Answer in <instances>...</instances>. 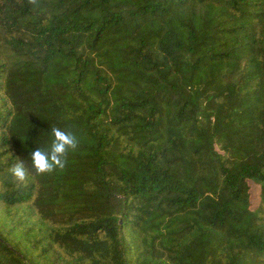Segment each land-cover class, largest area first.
Segmentation results:
<instances>
[{"label": "trees", "instance_id": "16d2710c", "mask_svg": "<svg viewBox=\"0 0 264 264\" xmlns=\"http://www.w3.org/2000/svg\"><path fill=\"white\" fill-rule=\"evenodd\" d=\"M0 264H264V0H0Z\"/></svg>", "mask_w": 264, "mask_h": 264}, {"label": "clouds", "instance_id": "9594fccd", "mask_svg": "<svg viewBox=\"0 0 264 264\" xmlns=\"http://www.w3.org/2000/svg\"><path fill=\"white\" fill-rule=\"evenodd\" d=\"M52 141L46 151L35 149L31 152V163L35 171L39 173L50 172L54 168H63L64 154L67 149L76 147V139L73 135L53 128ZM12 176L18 181H24L27 175L22 161H17L11 168Z\"/></svg>", "mask_w": 264, "mask_h": 264}]
</instances>
